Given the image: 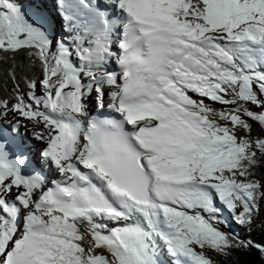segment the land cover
Returning <instances> with one entry per match:
<instances>
[{
  "label": "snow or ice",
  "instance_id": "obj_1",
  "mask_svg": "<svg viewBox=\"0 0 264 264\" xmlns=\"http://www.w3.org/2000/svg\"><path fill=\"white\" fill-rule=\"evenodd\" d=\"M0 53L41 66L0 98V264L264 256L220 219L264 201V0H0Z\"/></svg>",
  "mask_w": 264,
  "mask_h": 264
},
{
  "label": "trees",
  "instance_id": "obj_2",
  "mask_svg": "<svg viewBox=\"0 0 264 264\" xmlns=\"http://www.w3.org/2000/svg\"><path fill=\"white\" fill-rule=\"evenodd\" d=\"M12 68L16 69V77L20 83L22 92L29 91L25 84L26 80L38 81L41 78L40 63L29 57L26 53H18L15 55L12 53H0V98L8 99L10 102L14 100V97L10 93L15 87L13 80L9 78ZM258 135H253V137L255 138ZM253 171L254 178L264 182V162L259 163ZM223 220H227L229 223V225L227 223L223 224V227L226 228L225 232H229L231 235H237L242 240L264 243V201L260 202L259 211L253 217L252 226L248 225L251 226V228L249 227L250 231L243 229L246 226L237 224L232 216L225 217V219L222 218ZM235 224L240 227L241 234L239 235L235 231L233 232L232 227H230ZM208 254L211 256L214 264H264V256L254 247L247 250L234 249L229 256L218 255L215 252H209Z\"/></svg>",
  "mask_w": 264,
  "mask_h": 264
},
{
  "label": "rangeland",
  "instance_id": "obj_3",
  "mask_svg": "<svg viewBox=\"0 0 264 264\" xmlns=\"http://www.w3.org/2000/svg\"><path fill=\"white\" fill-rule=\"evenodd\" d=\"M22 2L25 4V6L27 7V5H28V3H29V0H28V3H26L27 2V0H22ZM41 91H42V89H41ZM95 97V95H94V93H93V96L91 97V99H93ZM207 103H209L210 104V106H212V107H214L217 111H220L224 106H221V105H219V104H215V103H213V102H210V101H206ZM216 106L217 107H219V108H216ZM16 119V117H14L12 114H9L5 119H4V122L5 123H10V122H13L14 120ZM25 123H27V127H25V129H26V131H25V134H22V132H21V130H20V132H21V135H23V136H29L30 135V132L32 133V135H33V130H32V128H33V125L31 124V123H28V122H25ZM40 128H41V126H40ZM261 133V127L258 125V124H254L253 125V132H252V136L253 135H258V134H260ZM238 134H241V133H238ZM31 136V135H30ZM224 215H229V213L227 212V211H225V212H223L222 214H221V217H220V219L222 218V216H224ZM251 225V224H250ZM113 226V225H112ZM114 226H116V225H114ZM117 226H120V225H117ZM252 226V225H251ZM251 226H248V225H246V227H243V229H246L247 231H250V229H249V227L251 228ZM232 231L234 232L235 231V233L236 234H241V231H240V227L237 225V224H235L233 227H232ZM221 230H226V228H224L223 226H222V228H221ZM81 231H84V229H81ZM242 232H244V230H242ZM232 233V232H231ZM162 259H166V257H162Z\"/></svg>",
  "mask_w": 264,
  "mask_h": 264
},
{
  "label": "bare ground",
  "instance_id": "obj_4",
  "mask_svg": "<svg viewBox=\"0 0 264 264\" xmlns=\"http://www.w3.org/2000/svg\"><path fill=\"white\" fill-rule=\"evenodd\" d=\"M26 3H28V0H27ZM216 108H219V107L216 106ZM36 127H37V125H36V126H33L32 130H33V131L36 130V129H37ZM39 129H40V128H39ZM33 131H32V132H33ZM36 132H38V130H37ZM31 137H32V136H30V135L27 136V137L24 136V138H31ZM25 143H26V142H25ZM27 147H28V146H27ZM29 148L32 150V152H33L34 154L37 153L33 146H30ZM37 167H38V170H40V168H39L40 166H37ZM51 174H52V175H55V176H59L58 173H56L55 169L51 172ZM109 226L111 227L112 225H109ZM116 226H117V225H116Z\"/></svg>",
  "mask_w": 264,
  "mask_h": 264
}]
</instances>
